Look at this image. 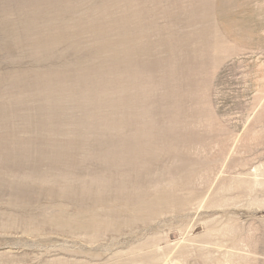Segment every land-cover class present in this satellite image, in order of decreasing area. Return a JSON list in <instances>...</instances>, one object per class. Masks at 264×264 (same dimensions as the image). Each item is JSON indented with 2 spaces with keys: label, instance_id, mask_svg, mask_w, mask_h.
<instances>
[{
  "label": "rangeland",
  "instance_id": "obj_1",
  "mask_svg": "<svg viewBox=\"0 0 264 264\" xmlns=\"http://www.w3.org/2000/svg\"><path fill=\"white\" fill-rule=\"evenodd\" d=\"M215 4L0 0V264H264V50Z\"/></svg>",
  "mask_w": 264,
  "mask_h": 264
},
{
  "label": "crops",
  "instance_id": "obj_2",
  "mask_svg": "<svg viewBox=\"0 0 264 264\" xmlns=\"http://www.w3.org/2000/svg\"><path fill=\"white\" fill-rule=\"evenodd\" d=\"M216 23L238 51L264 50V0H216Z\"/></svg>",
  "mask_w": 264,
  "mask_h": 264
},
{
  "label": "bare ground",
  "instance_id": "obj_3",
  "mask_svg": "<svg viewBox=\"0 0 264 264\" xmlns=\"http://www.w3.org/2000/svg\"><path fill=\"white\" fill-rule=\"evenodd\" d=\"M254 171H258L257 169H255ZM263 175H264V173H263ZM256 177V179L255 180H257V177H258V175L257 176H255ZM234 181H235V179H234ZM234 188H235V186H234ZM227 264V263H226Z\"/></svg>",
  "mask_w": 264,
  "mask_h": 264
}]
</instances>
